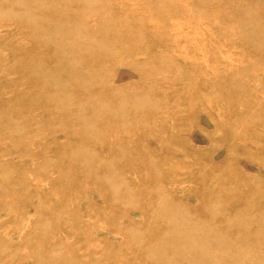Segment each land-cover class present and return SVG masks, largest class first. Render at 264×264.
I'll return each instance as SVG.
<instances>
[{
    "label": "rangeland",
    "instance_id": "obj_1",
    "mask_svg": "<svg viewBox=\"0 0 264 264\" xmlns=\"http://www.w3.org/2000/svg\"><path fill=\"white\" fill-rule=\"evenodd\" d=\"M0 264H264V0H0Z\"/></svg>",
    "mask_w": 264,
    "mask_h": 264
}]
</instances>
